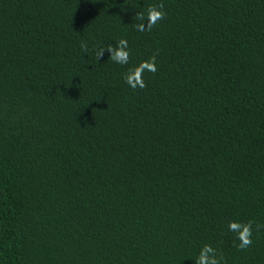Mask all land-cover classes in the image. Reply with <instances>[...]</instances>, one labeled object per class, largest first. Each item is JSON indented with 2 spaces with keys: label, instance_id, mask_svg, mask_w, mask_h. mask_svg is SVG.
<instances>
[{
  "label": "trees",
  "instance_id": "16d2710c",
  "mask_svg": "<svg viewBox=\"0 0 264 264\" xmlns=\"http://www.w3.org/2000/svg\"><path fill=\"white\" fill-rule=\"evenodd\" d=\"M122 38L128 65L97 61ZM157 51L133 91L124 74ZM248 220L238 251L227 226ZM255 224L264 0H0V264H195L204 244L264 264Z\"/></svg>",
  "mask_w": 264,
  "mask_h": 264
},
{
  "label": "clouds",
  "instance_id": "9594fccd",
  "mask_svg": "<svg viewBox=\"0 0 264 264\" xmlns=\"http://www.w3.org/2000/svg\"><path fill=\"white\" fill-rule=\"evenodd\" d=\"M167 13L164 11V4L149 5L146 13L138 12L135 15L136 23L134 25L136 31L145 32L151 31L160 21L164 20ZM81 50L88 51L86 42H81ZM95 56L97 61L102 58L105 51L110 53L109 59L119 65H128L131 57V49L129 48L127 39H120L115 46L108 45L106 47L95 48ZM158 51L154 53L149 59L141 61L138 65L131 67L124 74L125 83L133 90H143L147 87L144 80L145 72L155 74L158 71L156 64V57ZM255 221H229L228 231L235 233L236 240L239 243L236 245L238 251H243L250 248L253 244V225ZM264 225L255 224V230L259 232ZM223 260L222 254L214 248L211 244H204L199 250L197 257L195 258V264H221Z\"/></svg>",
  "mask_w": 264,
  "mask_h": 264
}]
</instances>
